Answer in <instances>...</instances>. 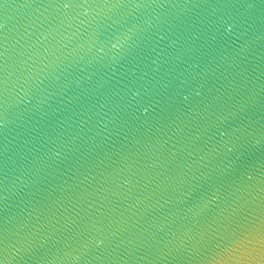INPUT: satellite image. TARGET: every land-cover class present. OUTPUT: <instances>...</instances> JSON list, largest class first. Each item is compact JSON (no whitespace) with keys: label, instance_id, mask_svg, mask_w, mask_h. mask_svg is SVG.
Instances as JSON below:
<instances>
[{"label":"water","instance_id":"95a60500","mask_svg":"<svg viewBox=\"0 0 264 264\" xmlns=\"http://www.w3.org/2000/svg\"><path fill=\"white\" fill-rule=\"evenodd\" d=\"M262 259L264 0H0V264Z\"/></svg>","mask_w":264,"mask_h":264},{"label":"snow or ice","instance_id":"6c2138e0","mask_svg":"<svg viewBox=\"0 0 264 264\" xmlns=\"http://www.w3.org/2000/svg\"><path fill=\"white\" fill-rule=\"evenodd\" d=\"M252 243V237L250 232H240L234 233L232 238L228 241L227 245L223 249V253L228 255L229 253H235L241 249L246 248ZM261 264H264V259H262Z\"/></svg>","mask_w":264,"mask_h":264}]
</instances>
